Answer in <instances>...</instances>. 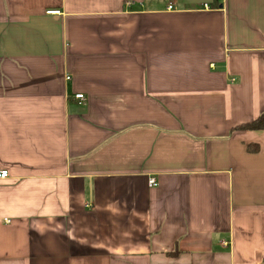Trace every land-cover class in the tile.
<instances>
[{
	"label": "crops",
	"instance_id": "crops-1",
	"mask_svg": "<svg viewBox=\"0 0 264 264\" xmlns=\"http://www.w3.org/2000/svg\"><path fill=\"white\" fill-rule=\"evenodd\" d=\"M261 115L264 0H0V264H264Z\"/></svg>",
	"mask_w": 264,
	"mask_h": 264
},
{
	"label": "built area",
	"instance_id": "built-area-1",
	"mask_svg": "<svg viewBox=\"0 0 264 264\" xmlns=\"http://www.w3.org/2000/svg\"><path fill=\"white\" fill-rule=\"evenodd\" d=\"M70 79H71V76H67V80H70ZM75 98L77 100L81 101V102H85V100H86V97H85L84 93H77L75 95ZM9 175L10 174H9V172L7 170L0 169V180H6V179H8L9 178ZM157 185H158V183H157L156 179L151 177L149 179V186L150 187H156ZM223 245L224 246H228L229 244L225 241V242H223Z\"/></svg>",
	"mask_w": 264,
	"mask_h": 264
},
{
	"label": "trees",
	"instance_id": "trees-1",
	"mask_svg": "<svg viewBox=\"0 0 264 264\" xmlns=\"http://www.w3.org/2000/svg\"><path fill=\"white\" fill-rule=\"evenodd\" d=\"M242 129H248V130H264V115H261L257 120L254 121L252 124H247L245 126H241ZM249 152L253 153L258 150V148L249 145L248 146Z\"/></svg>",
	"mask_w": 264,
	"mask_h": 264
}]
</instances>
